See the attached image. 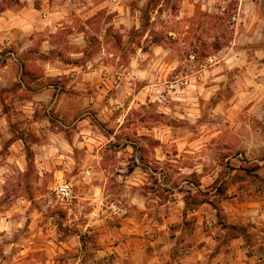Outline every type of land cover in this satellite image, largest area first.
Returning <instances> with one entry per match:
<instances>
[{
	"label": "clouds",
	"instance_id": "1",
	"mask_svg": "<svg viewBox=\"0 0 264 264\" xmlns=\"http://www.w3.org/2000/svg\"><path fill=\"white\" fill-rule=\"evenodd\" d=\"M0 264H264V0H0Z\"/></svg>",
	"mask_w": 264,
	"mask_h": 264
}]
</instances>
